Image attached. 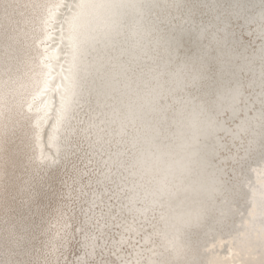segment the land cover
Listing matches in <instances>:
<instances>
[{"label":"snow or ice","instance_id":"1","mask_svg":"<svg viewBox=\"0 0 264 264\" xmlns=\"http://www.w3.org/2000/svg\"><path fill=\"white\" fill-rule=\"evenodd\" d=\"M22 62L31 100L0 92V264H60L74 233L100 256L75 264H204L202 234L257 222L264 248L244 190L264 0H0V83Z\"/></svg>","mask_w":264,"mask_h":264},{"label":"bare ground","instance_id":"2","mask_svg":"<svg viewBox=\"0 0 264 264\" xmlns=\"http://www.w3.org/2000/svg\"><path fill=\"white\" fill-rule=\"evenodd\" d=\"M22 3H27L29 0H21ZM21 29H25V19H20ZM31 25H28L30 28ZM30 69L26 63L22 62L18 75L15 77V82L8 86L0 83V92H7L12 90L15 94L14 103H19L24 99L31 100L29 92L31 91V79ZM59 83V81H57ZM58 99V97H57ZM12 100V97H9ZM26 107V105H25ZM87 107L77 112V117L80 120L86 119L84 115L87 112ZM15 149L13 148V151ZM22 170L19 164L9 169V175L11 181L14 183L20 182L22 176ZM244 190L248 193L247 203L251 205L248 211L254 215L259 216L264 209H261V200L264 199V161L258 158L254 160L250 166L246 169L244 176ZM0 192H2V170H0ZM2 199V197H0ZM241 205L245 204V201L240 202ZM236 207V205H233ZM77 213L79 209L77 208ZM82 220L83 217H80ZM52 232L55 233L57 230V224L55 220H52ZM237 225L240 221L237 219ZM71 224V221L69 222ZM79 227V224H77ZM261 225L259 222L250 229L248 232L243 230L240 233L232 232L227 234L225 232H209L207 236L201 235V247H200V258L204 261V264H262L264 261V248H261L257 244L259 238ZM113 233L116 229H112ZM69 232L72 229L69 228ZM118 238V236H117ZM37 246H40V241L37 240ZM91 253V248L87 249ZM135 256L131 248H126L119 254L124 257L129 255ZM107 256V253H105ZM60 264H75L77 260H88L95 258L100 259L99 255L86 256L85 255V240L81 233H74L70 235L67 241L64 243L63 248L58 253ZM115 259L116 257H111Z\"/></svg>","mask_w":264,"mask_h":264}]
</instances>
